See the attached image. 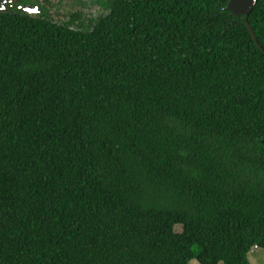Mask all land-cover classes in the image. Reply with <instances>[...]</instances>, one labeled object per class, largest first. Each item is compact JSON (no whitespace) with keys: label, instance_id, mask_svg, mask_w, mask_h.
<instances>
[{"label":"trees","instance_id":"16d2710c","mask_svg":"<svg viewBox=\"0 0 264 264\" xmlns=\"http://www.w3.org/2000/svg\"><path fill=\"white\" fill-rule=\"evenodd\" d=\"M229 1L0 11V264H252L264 0Z\"/></svg>","mask_w":264,"mask_h":264},{"label":"rangeland","instance_id":"374dc122","mask_svg":"<svg viewBox=\"0 0 264 264\" xmlns=\"http://www.w3.org/2000/svg\"><path fill=\"white\" fill-rule=\"evenodd\" d=\"M99 2L100 0H46L45 8L50 13V17L62 21L69 20L72 13L81 11V19H76L75 24L87 26L91 21L106 12L105 2ZM182 229V225L176 227L178 232H181ZM249 258L252 264H264V248H253ZM190 264L201 263L197 259H193Z\"/></svg>","mask_w":264,"mask_h":264},{"label":"water","instance_id":"95a60500","mask_svg":"<svg viewBox=\"0 0 264 264\" xmlns=\"http://www.w3.org/2000/svg\"><path fill=\"white\" fill-rule=\"evenodd\" d=\"M257 2H258V0H230L228 2L226 9L228 11H231L235 15L249 16L252 13V11L254 10ZM24 9H25V11L29 12L30 14L39 13L41 10V8L39 6H37V7L25 6ZM246 25H247L248 30L251 33L252 37L254 38L256 43L258 44V46L260 48H262V46L258 42V38H257L252 26L250 25V22L247 21Z\"/></svg>","mask_w":264,"mask_h":264},{"label":"flooded vegetation","instance_id":"af4514ba","mask_svg":"<svg viewBox=\"0 0 264 264\" xmlns=\"http://www.w3.org/2000/svg\"><path fill=\"white\" fill-rule=\"evenodd\" d=\"M45 1L46 0H28V3H24L22 0H0V11H11L14 9L25 10V6H39L41 8L40 12H43V9L46 7Z\"/></svg>","mask_w":264,"mask_h":264}]
</instances>
